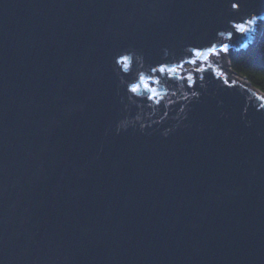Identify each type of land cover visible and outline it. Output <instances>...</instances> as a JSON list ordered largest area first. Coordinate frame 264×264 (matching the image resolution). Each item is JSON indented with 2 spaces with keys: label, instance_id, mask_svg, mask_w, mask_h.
<instances>
[{
  "label": "water",
  "instance_id": "obj_1",
  "mask_svg": "<svg viewBox=\"0 0 264 264\" xmlns=\"http://www.w3.org/2000/svg\"><path fill=\"white\" fill-rule=\"evenodd\" d=\"M236 2L0 0V264H264V93L183 68Z\"/></svg>",
  "mask_w": 264,
  "mask_h": 264
},
{
  "label": "trees",
  "instance_id": "obj_2",
  "mask_svg": "<svg viewBox=\"0 0 264 264\" xmlns=\"http://www.w3.org/2000/svg\"><path fill=\"white\" fill-rule=\"evenodd\" d=\"M227 73L234 72L254 88L264 93V21L260 22L254 40L241 51H228Z\"/></svg>",
  "mask_w": 264,
  "mask_h": 264
},
{
  "label": "snow or ice",
  "instance_id": "obj_3",
  "mask_svg": "<svg viewBox=\"0 0 264 264\" xmlns=\"http://www.w3.org/2000/svg\"><path fill=\"white\" fill-rule=\"evenodd\" d=\"M231 4L232 9H238L239 8V3L236 2V0H229ZM258 19H264V17H256L252 16L250 19H248L245 22L242 23H236L233 25V27L238 31L239 33H247L250 31H253V25H255L258 22ZM231 35V33H230ZM229 50V46L227 44H221L219 48H217L216 44H211L208 47H206L203 50L200 49H192L190 51V55L194 57L193 59H189L185 61L184 63L188 64H197V61H207L211 56H216L219 55L220 52H227ZM119 63L122 64L123 68L125 70H128L130 67V58L128 56H122L121 60ZM183 67V63L177 64L173 67H167L165 65H161L158 69L154 68L153 71L156 72L158 71L161 74H167V75H174L177 73L178 69ZM204 69L202 66H198L197 68L194 69V71H203ZM187 81L189 82V85L192 84L193 82V77L191 75L187 76ZM143 86L145 89H148V84L146 82V79L143 74L140 75L139 77V84H132L130 91L132 93H138L139 92V87ZM151 96L149 99L155 98L158 96V93L155 88L150 89Z\"/></svg>",
  "mask_w": 264,
  "mask_h": 264
},
{
  "label": "rangeland",
  "instance_id": "obj_4",
  "mask_svg": "<svg viewBox=\"0 0 264 264\" xmlns=\"http://www.w3.org/2000/svg\"><path fill=\"white\" fill-rule=\"evenodd\" d=\"M220 54H222L223 55V57H222V59H220V61L222 62V63H228L227 62V55L226 54H224L223 52H220ZM214 57H216V58H219V55H216V56H214ZM192 66V64H187V65H185L183 68H188V67H191ZM193 66H195V65H193ZM231 72H229V76H228V78L229 79H233V78H238V79H240V80H242V81H246L245 79H242V78H240V77H238L236 74H230ZM234 80V79H233Z\"/></svg>",
  "mask_w": 264,
  "mask_h": 264
}]
</instances>
